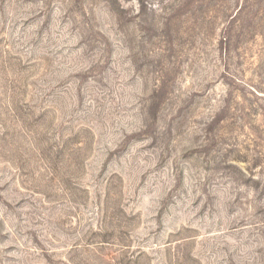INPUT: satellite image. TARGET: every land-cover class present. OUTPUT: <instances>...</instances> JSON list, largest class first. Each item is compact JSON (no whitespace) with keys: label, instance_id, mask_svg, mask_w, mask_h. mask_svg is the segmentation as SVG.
Here are the masks:
<instances>
[{"label":"rangeland","instance_id":"obj_1","mask_svg":"<svg viewBox=\"0 0 264 264\" xmlns=\"http://www.w3.org/2000/svg\"><path fill=\"white\" fill-rule=\"evenodd\" d=\"M0 264H264V0H0Z\"/></svg>","mask_w":264,"mask_h":264}]
</instances>
